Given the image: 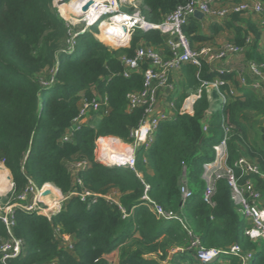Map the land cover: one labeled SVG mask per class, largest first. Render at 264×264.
Instances as JSON below:
<instances>
[{"label": "trees", "instance_id": "obj_1", "mask_svg": "<svg viewBox=\"0 0 264 264\" xmlns=\"http://www.w3.org/2000/svg\"><path fill=\"white\" fill-rule=\"evenodd\" d=\"M54 1L0 0V164L11 173L13 195H20L30 179L38 187L52 184L66 196L62 210L50 218L15 210L12 232L22 240L23 251L8 264H110L106 257L117 250L121 264H161L172 249L188 247L191 237L177 221H158L143 205L145 185L136 173L99 163L95 149L99 137L128 142L143 117L142 109L129 112L127 104L129 93L142 90L143 76L123 78L120 57L133 56L141 44L167 51L168 37L159 31H136L130 48L114 50L87 32L77 38L73 52H65L70 28L53 9ZM189 1L142 0V11L148 21L161 23ZM211 30L217 34L222 26L212 24ZM249 32L235 30L229 43L243 48L248 61L264 66L260 34L254 26ZM184 33L191 45L212 40L201 33L196 18L184 27ZM183 74L188 85L176 102L178 110L189 90L200 87L198 75L208 83L218 77L233 79L231 74L211 71L206 63L201 69L186 65ZM226 89L224 85L222 90ZM105 95L108 114L96 126H84L73 141H65L83 97ZM209 109L203 93L193 114L178 112L162 123L150 149L138 150L137 171L150 185V197L166 210L183 214L205 248L238 245L244 253H254L251 264H264V243H254L245 235L248 224L238 213L227 175L214 184V205L203 199V166L215 157L214 146L224 137L222 119L226 117L232 126L228 164L235 168L245 158L259 168L260 175L234 170L240 184L254 182L264 208V141L255 137L256 117L264 116V98L245 91L243 99L233 98L213 113L205 132ZM78 162L89 163L78 175L81 185L72 172ZM185 171L194 196L182 210L180 186ZM83 192L90 196L83 199ZM113 193L119 195L128 217L104 198ZM9 238L0 219V246ZM190 253L176 252L167 264H179ZM231 261L241 264L238 258Z\"/></svg>", "mask_w": 264, "mask_h": 264}, {"label": "built area", "instance_id": "obj_2", "mask_svg": "<svg viewBox=\"0 0 264 264\" xmlns=\"http://www.w3.org/2000/svg\"><path fill=\"white\" fill-rule=\"evenodd\" d=\"M213 0H190L185 5L178 7L174 12L165 17L161 23H153L146 19L142 10H137L133 13L124 12H110L98 19L92 20V23L98 22L99 29L103 34L100 24L109 16L119 13L124 19L125 26L121 32L106 31L107 39L112 43L113 48L124 49L130 48L132 36L136 31L149 33L151 31H159L162 35L167 36L165 43L167 51L164 49H157L149 45H139L133 56L123 55L119 61L123 66L121 76L125 79H130L135 74H142L143 88L140 91L132 92L127 95V104L129 112L136 110H143V117L140 125L135 130L131 131L128 142L123 141L118 137L106 136L99 137L96 141L95 157L97 161H105L111 163L117 168L129 169L136 173L138 178L142 180L145 185L144 196L142 202L145 207L155 216L158 221H177L181 224L183 229L188 232L191 241L188 247L176 249V252L186 253L193 252L195 258L202 264H220L229 262L232 258H238L241 264H251L254 253H244L242 248L238 245H233L225 249L205 248L198 237H196L190 230L186 218L183 214L172 210H166L163 206L154 201L150 195V185L144 182L142 175L137 171V154L138 150L144 148L149 150L155 141L158 129L164 122L172 120L167 113L158 112V104L161 92L168 90L173 91L171 85V78L175 71L181 70L186 65H193L199 69L203 64L209 65L217 64L227 60L233 56H238L244 53V49L234 44L227 43L220 48L212 46H205L201 49H193L188 37L184 33L190 21L195 18V13L200 12L204 16H213L220 20H225L233 15L255 14L263 17L262 27L264 28V2L263 0H242L238 3H227L218 11H214L211 7ZM69 40V39H68ZM75 49H64L65 52H73ZM264 66L258 65L255 62H249L243 68L238 70V82L252 90L262 91L264 96ZM211 71H214L211 69ZM218 72V71H217ZM224 74L226 72H218ZM231 72L228 71L227 74ZM200 87L194 95L195 99L199 100L203 91L212 87L220 92L221 100L225 105L233 98L239 96L235 88L225 79L217 78L212 82H205L200 79ZM226 85L228 89L222 90ZM174 108V105L172 104ZM109 99L105 95L103 97L87 98L83 97L81 101V108L78 116L72 121L65 141H73L75 134L84 126H87V120L91 114L100 119L108 114ZM181 114L187 113L186 109H182ZM204 131L207 132L208 125H204ZM222 129L224 131L223 139L214 146L215 157L213 160L206 162L203 166V181L205 182V190L203 193L204 201L210 205H214V184L217 180L222 179L225 175L233 190V200L238 207V213L243 220L247 222L248 226L245 229V235L251 241L257 244L264 243V208L262 206L263 195L256 189L254 182L247 180L244 184H240L239 178L236 177L235 168H240L244 175L256 174L260 175L259 168L249 162L245 158L239 159L234 167L229 166V139L232 129L229 120L226 117L222 119ZM107 141L116 153H113V160L107 159L104 156L102 149L103 142ZM106 147V146H105ZM112 161V162H111ZM146 162V160H145ZM89 166L88 162H78L73 167V174L76 176L78 184H82L78 175ZM46 186L38 187L32 180L29 179V184L25 190L18 196L13 197L14 184L11 183V195L15 203L7 202L5 205H0V219L5 224L9 240L2 243L0 246V264H8L10 259H15L21 256L23 251L22 240L13 235L12 229L16 224L15 210L21 209L26 212H36L39 215L50 218L59 209L52 207L46 209L50 194L46 197L43 192ZM181 194V209L183 210L185 204L194 196V191L190 188L186 171L180 186ZM90 196L89 193L83 192L82 198ZM104 198L113 205L119 206L124 214V218L128 217L126 210L123 209L117 193L104 196ZM63 199L61 200V203ZM60 204V202H57ZM222 260V261H221ZM221 261V262H220ZM56 264V263H51Z\"/></svg>", "mask_w": 264, "mask_h": 264}, {"label": "crops", "instance_id": "obj_3", "mask_svg": "<svg viewBox=\"0 0 264 264\" xmlns=\"http://www.w3.org/2000/svg\"><path fill=\"white\" fill-rule=\"evenodd\" d=\"M234 3H237L233 1ZM227 3H232V1L228 0H213L211 3V7L214 11H218L221 9L225 4ZM196 18V17H195ZM197 19V18H196ZM199 26L201 28V33L207 37L212 38V40L206 42L205 44H194L192 45L193 49L198 50L201 49L205 46H212L215 48H220L224 46L225 44L229 43L234 35H235V30L237 29H242L244 31H248V34L250 33L249 30L252 26H254L259 34V43H260V51L264 52V28L262 27V22H263V17L258 16L255 14H245V15H233L228 19L225 20H220L217 19L213 16H205L204 19H197ZM218 24L222 26V30L217 33L213 34L211 30V25L212 24ZM251 61H248L245 57V54H241L238 56H233L227 60H224L222 62H218L217 64L211 65L210 69L214 70L215 72H226L224 74H227L228 71H230L231 75H233L232 80H227L229 83L237 90L239 93L240 98H244V92H250L253 93L254 95L264 98L263 92L262 91H256L252 90L251 88L243 87L239 82H238V76H237V71L243 68L247 63ZM184 67L181 70L175 71L172 75L171 78V85L173 86V91H168L165 90L161 92L160 98H159V104H158V112H164L167 113V115L171 118L174 119L176 114L178 112H182V109H186L187 113L193 114V109L195 103L198 101L196 100L194 95L197 93L198 88L192 90H189V96L184 100L181 108L178 110L176 106V102L184 89L187 87V79L184 77ZM222 79L221 77H218ZM225 79V78H223ZM226 80V79H225ZM203 93H206L208 100L210 102V109L207 112V117L204 121V125H208L213 113L218 112L222 110L224 104L221 100L220 92L217 91L216 89L209 87L206 90L203 91ZM172 104L174 105V108L172 107ZM255 114V113H252ZM100 118L97 116H91L87 120V124L91 126H96V121L99 120ZM257 119H264L263 115H260L257 117ZM179 249V248H178ZM176 249H172L170 251V257L167 261L161 262V264H167L169 263V260H171L172 256ZM186 254V253H184ZM192 256V257H191ZM190 257V258H189ZM107 260L110 262V264H121V255L120 251H115L108 255ZM155 259L158 260V258L154 257ZM146 259H152L151 257H146ZM179 264H202L199 262L193 253H190L186 255L185 259H181L179 261ZM220 264H233V261H227L223 262Z\"/></svg>", "mask_w": 264, "mask_h": 264}, {"label": "rangeland", "instance_id": "obj_4", "mask_svg": "<svg viewBox=\"0 0 264 264\" xmlns=\"http://www.w3.org/2000/svg\"><path fill=\"white\" fill-rule=\"evenodd\" d=\"M72 1L73 0H70L69 2H64L62 0H55L53 4V9L56 11L59 17L62 18L66 22V24L70 28L69 40L65 41V44L63 45V49H68V50L74 47V45L76 46L77 38L87 32L93 34V36L97 40L104 43L110 49H114L112 43L107 39V36L102 34V32L100 31L99 25H98L99 23L98 22L92 23V20H91L92 18L89 17L88 12H93L95 8L98 7V9H100L98 11L99 15L96 19L98 18L101 19V17L103 18V16L107 14L108 11L133 13V12H136L137 10H143L142 0H101L102 1L101 4H99V1L96 0L93 10L91 11L89 10L87 13H82V12H78L77 10L70 11ZM130 46H131V43H130ZM90 116H95V114H91ZM255 131L257 132L255 136L256 139L264 141V119L258 120L256 117ZM5 169L8 171L10 183L8 185L9 186L8 190L0 191V205H5L7 204V202L15 203V200L13 199V197L16 196V195H13V197L11 195L9 196V194L11 193L12 176H11L10 171L3 164H0V172H5ZM72 172H73V169H72ZM52 186L59 191L61 198H55L53 196H50V198H48V201L46 202L47 203L46 206H43V207H45L46 209L52 207L53 210L59 209L61 211L63 207V202L66 200V196L62 193V191L59 188L55 187L54 185ZM62 199H63V202L61 203ZM58 201L60 202V204L57 203Z\"/></svg>", "mask_w": 264, "mask_h": 264}, {"label": "bare ground", "instance_id": "obj_5", "mask_svg": "<svg viewBox=\"0 0 264 264\" xmlns=\"http://www.w3.org/2000/svg\"><path fill=\"white\" fill-rule=\"evenodd\" d=\"M96 0H73L72 4H71V10L70 11H78V12H82L83 13V7L89 3L92 2V5L90 6V11L94 9V4H95ZM99 4L102 3L101 0H98ZM104 9V8H103ZM100 9L95 8L93 10V12H88L89 13V17H91V20H95L98 15H99V11ZM102 26V30H103V34L106 36L107 32L106 31H114V32H121L125 26L124 23V19L123 17H121V14L116 13L113 14L111 16H109V18L105 19V21H103L100 24V27ZM119 30V31H118ZM106 146V147H105ZM113 144L111 145L109 142L104 141L103 142V147L102 149H107V151H104V156L107 157V159L113 160V153H116L113 149ZM112 162V161H111ZM9 176H8V171L5 169V172H0V191H6L8 190V185L10 183L9 181ZM46 191L49 192V194L55 198H61L60 193L57 189H55L53 186H46Z\"/></svg>", "mask_w": 264, "mask_h": 264}, {"label": "water", "instance_id": "obj_6", "mask_svg": "<svg viewBox=\"0 0 264 264\" xmlns=\"http://www.w3.org/2000/svg\"><path fill=\"white\" fill-rule=\"evenodd\" d=\"M92 5V2H89V3H87L84 7H83V13H87L88 11H89V9H90V6ZM195 17L197 18V19H204V14H202V13H200V12H197V13H195ZM99 162V161H98ZM99 163H102V164H104V165H106V166H108V167H110V168H116L117 166H115V165H113V164H111V163H108V162H105V161H100ZM49 194V192L48 191H44L43 192V196L44 197H46L47 195Z\"/></svg>", "mask_w": 264, "mask_h": 264}]
</instances>
